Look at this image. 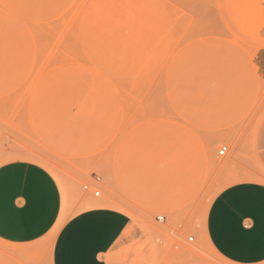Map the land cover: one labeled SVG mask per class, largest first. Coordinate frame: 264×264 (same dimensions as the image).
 Returning <instances> with one entry per match:
<instances>
[{
    "label": "rangeland",
    "instance_id": "374dc122",
    "mask_svg": "<svg viewBox=\"0 0 264 264\" xmlns=\"http://www.w3.org/2000/svg\"><path fill=\"white\" fill-rule=\"evenodd\" d=\"M263 50L264 0H0V167L49 170L64 216H130L111 264H229L205 224L260 169L240 157L264 118ZM53 241L0 242V264H51Z\"/></svg>",
    "mask_w": 264,
    "mask_h": 264
},
{
    "label": "crops",
    "instance_id": "0c3cea01",
    "mask_svg": "<svg viewBox=\"0 0 264 264\" xmlns=\"http://www.w3.org/2000/svg\"><path fill=\"white\" fill-rule=\"evenodd\" d=\"M255 66L264 82V50ZM240 166L258 168L212 203L205 236L229 264L264 263V118ZM246 155V157H245ZM255 161V162H254ZM64 188L42 165L16 161L0 167V242L27 246L49 239L51 264H111V252L132 224L126 213L101 205L63 215Z\"/></svg>",
    "mask_w": 264,
    "mask_h": 264
},
{
    "label": "built area",
    "instance_id": "2783aa9c",
    "mask_svg": "<svg viewBox=\"0 0 264 264\" xmlns=\"http://www.w3.org/2000/svg\"><path fill=\"white\" fill-rule=\"evenodd\" d=\"M228 152H229V147L224 146V147H222L220 149L219 156L220 157H224V156H226L228 154ZM97 181L99 182L100 179H98ZM91 188H92V186L87 185V186H85L84 189L89 192L91 190ZM100 195H101L100 192H95V197H100ZM158 220L162 222L164 220V218L163 217H159ZM190 240L193 241V238H191Z\"/></svg>",
    "mask_w": 264,
    "mask_h": 264
},
{
    "label": "bare ground",
    "instance_id": "6f19581e",
    "mask_svg": "<svg viewBox=\"0 0 264 264\" xmlns=\"http://www.w3.org/2000/svg\"><path fill=\"white\" fill-rule=\"evenodd\" d=\"M220 101H222V100L220 99ZM223 101H224V100H223ZM227 103H229V102H227ZM218 104H220V103H218ZM233 104H234V103H233ZM222 105H223V104H222ZM230 105H232L231 102H230ZM240 107H241V106H240ZM243 107H244V106H243ZM234 108H236V107H234ZM229 109H230V108H229ZM236 109H237V108H236ZM221 111H222V110H221ZM235 111H236V110H235ZM244 112H245V111H244ZM227 113H228V112H227ZM234 113H235V112H234ZM220 117H222V116H220ZM238 118H239V117H238ZM227 119H228V117H227ZM227 119H226V120H227ZM186 148H187V147H185L184 149H186ZM226 162H227V161H226ZM134 188H135V187H134Z\"/></svg>",
    "mask_w": 264,
    "mask_h": 264
}]
</instances>
